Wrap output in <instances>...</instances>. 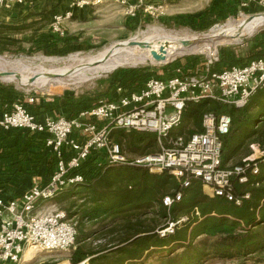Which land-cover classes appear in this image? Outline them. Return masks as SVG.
Wrapping results in <instances>:
<instances>
[{
  "label": "built area",
  "instance_id": "1",
  "mask_svg": "<svg viewBox=\"0 0 264 264\" xmlns=\"http://www.w3.org/2000/svg\"><path fill=\"white\" fill-rule=\"evenodd\" d=\"M32 1L0 0V8L11 11ZM164 1L111 0L122 7L130 19L140 13L157 18ZM224 1L236 2V11L241 17H246L245 11L256 9L261 10L256 15H264V0ZM102 3L103 0H73L67 12L51 17L48 34L64 38L66 24L76 10ZM207 52L201 72L186 74L177 71L179 74L168 78L151 77L139 90L125 91L116 101L100 100L95 107L79 113L74 119L47 116L39 120L19 99L0 109V130L3 133L18 130L45 135V147L56 158L55 171L43 186L34 182L19 199L0 194V264L25 262L24 254L29 249L38 255L66 253L74 247L76 222L68 219L61 210L42 213L43 208H38L68 188L82 184L84 178L78 170L93 154L98 166L127 165L141 167L151 174L168 172L181 181L183 188L189 187L192 179L199 180L208 197L241 205L242 198L235 196L233 184H246L249 174H258L255 160L263 156V151L258 145H251L254 155L221 166L223 138L230 132L232 116L224 112L206 113L202 117L201 132L189 136L173 135V132L181 126L183 112L190 102L197 104L209 100L218 103L222 109H243L264 87V57L243 67L212 72V66L219 61V53L211 48ZM122 92L120 88L116 90L117 95ZM35 101L32 97H25L26 104ZM114 131L154 134L158 151L144 156H128L122 145L113 140ZM248 198L246 194L244 199ZM181 199V193L177 192L172 197H164L162 205L169 210ZM186 220L168 221L156 233L161 238L171 235L176 226ZM78 264H87V260Z\"/></svg>",
  "mask_w": 264,
  "mask_h": 264
},
{
  "label": "trees",
  "instance_id": "2",
  "mask_svg": "<svg viewBox=\"0 0 264 264\" xmlns=\"http://www.w3.org/2000/svg\"><path fill=\"white\" fill-rule=\"evenodd\" d=\"M46 34L43 35L46 41L45 47L50 51H64L74 41L73 38H56ZM4 41L8 43H3ZM4 41L0 39V46L5 47L14 40ZM249 42L240 53L235 50H220L219 61L212 66L211 71L221 72L234 66L243 67L250 61L263 58L264 32L256 33ZM2 51L0 47V53ZM152 74L137 69L118 74L114 76L108 89L94 98L79 100L73 96L62 95L58 97V105L54 102H45L43 109L39 108L36 111V107H40L36 104L33 106L34 110L30 108L29 110L35 111L36 114L63 110L66 119H74L79 113L95 107L100 100L116 101L125 91L139 90ZM118 88L123 92L113 98L112 94L116 93ZM17 95L19 94L13 87L0 84V109L9 107L18 99ZM219 111L220 106L213 101L205 100L197 104L190 102L183 112V119L192 123L197 132H201L203 115L211 112L216 114ZM27 135L29 136L26 138L25 148L34 151L33 157L37 163H45L48 176L53 175L56 161L52 157L44 160L42 154L43 151L46 152L45 136L28 133ZM112 137L115 142L126 144L127 153L139 156L156 153L154 150L157 141L154 134L114 131ZM252 144L259 146L263 156L255 160L258 167L257 175L249 174L246 184L241 185L237 182L233 184L235 196L242 198L240 206H235L222 198L208 197L203 192L199 180L192 179L190 186L183 188L181 181L168 172L151 174L141 167L127 165H116L117 168L114 170H107L105 166H98L96 155L93 154L78 170L84 182L74 186H80L84 191H88L95 203L92 208H87L86 200L80 205L83 207L82 213L79 214L81 224L95 218H100L101 222L114 211L117 214L114 213L116 216L113 219L116 222L119 220L120 223L113 229L106 230L109 236L114 234L107 246L97 245L91 248L87 243L90 234L77 232L74 249L68 259L70 264H78L84 260H87V264H144V259L152 254L163 253L159 251H165L166 254L161 260L162 264H200L208 257L231 260L262 252L264 250V87L240 110V115L232 123L229 134L223 138L221 166L226 167V164L234 159L238 163L248 158L251 154L247 148L250 149ZM239 148L240 150L243 148L244 151L238 158H234L233 154ZM109 172L118 178L115 182L117 184L115 190L110 189L112 182L109 184V178L106 177ZM33 174H38V171ZM27 190L24 187H7L5 184L0 187V194L7 198L19 199ZM177 192L182 195L181 201L173 204L169 210L164 208L162 199L166 196L172 197ZM246 194L249 195L248 199H244ZM117 210L120 211V215ZM154 212L160 214L166 221L165 224L168 221L177 222L181 218L187 220L177 225L173 234L161 238L156 231L164 228L165 224L154 230L152 227L142 228L140 221L141 217ZM67 217L69 219L68 215ZM210 240L213 243L207 247L205 241ZM176 248L182 250L181 253L174 254Z\"/></svg>",
  "mask_w": 264,
  "mask_h": 264
},
{
  "label": "rangeland",
  "instance_id": "3",
  "mask_svg": "<svg viewBox=\"0 0 264 264\" xmlns=\"http://www.w3.org/2000/svg\"><path fill=\"white\" fill-rule=\"evenodd\" d=\"M62 1L63 4L67 0ZM72 1L73 0H69L68 5H70ZM214 2L219 6L224 5L223 7H226L227 5L228 9L226 10V8H224L223 11L221 9L217 12L215 11L216 5H214ZM237 5L236 2H227L224 0H165L163 10L159 13L157 18L141 14L134 20L131 21L128 19V21H125L124 23L123 19L126 18L125 16L115 22L108 19V17H105L104 20H99V22H97V28L92 29L95 25L94 24L88 29L83 27L82 30L80 29V25H74L73 27L69 26L71 20L66 24L65 37L73 38L74 41L64 51H50L45 47L46 41L43 35L48 33V25L51 17L55 15V13L48 16L41 12L33 14L31 18L24 17L21 19H15V21L1 20L0 39L3 41L12 39L14 41L13 43L7 44L5 47L0 46L1 49H3L0 53V72L4 71L7 74H15L19 81L3 82L0 78V84L13 87L16 93L19 94L17 95L18 99L29 110V107L36 105V101L30 105L26 104L25 97H32L35 100L38 99L39 101H42L43 98H57L62 93L65 96L77 97L79 100L80 98H94L99 94H103L108 89L114 76L129 73L136 69L152 72V77L161 79L179 74L177 71L182 73L185 72L186 74L199 73L203 69L204 58L210 48L211 51L215 49L218 53L222 49L235 50L237 53L243 52L246 48V41L256 33L264 32V25L256 30L251 36L241 37L236 43L208 44L202 41L197 44L199 48L197 47L194 50L184 53H177L178 49L182 47L181 43L178 46H175L171 42L164 41L153 50L158 54L159 61L153 62L151 60L150 62H145L144 64L132 67L123 66L107 73L99 74L97 75L98 77L94 76L88 81L58 78L60 79V83L51 82L43 88L22 86L20 82L22 76L33 79L41 77L44 71L49 72L65 68L71 70L75 69L80 65L86 64V61L97 56V54L104 51L106 48H109L112 45H121L134 37L158 38L161 36H170L178 39L196 38L201 41L206 36L211 35L213 31L217 32L226 23L242 18L236 11ZM0 12L1 16H7L4 12ZM220 12H222V14ZM260 12V9H256L245 11L244 13L246 17H253L254 15L257 16L256 14ZM40 14H44L47 17ZM96 16L97 15H95V17ZM99 17L102 18V16ZM3 43H8V41H4ZM207 44L208 46L205 47ZM239 113L234 114L235 119L239 117ZM186 125L188 126L189 131H191L193 124L186 121ZM252 145L256 146L257 144ZM122 146L126 149L125 143H123ZM156 146V150L154 151L157 152L158 144ZM243 151V148L241 150L239 148L238 151L233 154V157L238 158ZM247 151L251 154L250 156L255 154H253L251 147L250 149L248 147ZM127 152L126 149V153ZM127 154L128 156L134 155L132 153ZM235 163L237 162L231 164ZM77 205H80V203H77ZM63 206H67V204H64ZM47 207H49V210L46 209L45 212L54 209L51 207V204ZM58 210L64 211L61 207L58 208ZM140 221H142V228L152 227L154 230L159 229V227L166 222L160 214H157L156 212L146 214L144 217H141ZM81 222L79 216L77 221V232H79V228L82 227V229L85 230L83 231V234H90V240L87 242L90 247H95L92 245L93 243H95L96 246H107L106 244L112 239V236H109L107 233L108 231L102 228L104 227L103 221L100 222L99 220L97 225L96 223L93 225V223L89 222V224L86 225L85 223L81 224ZM85 225L87 227H85ZM205 242L207 247H210L213 243L211 240ZM73 249L74 247L66 253H40L38 255H35V252L30 251L26 255L28 259H24V261L27 262L21 264H69L68 259L73 252ZM181 251L182 250L176 248L174 254H179ZM159 252L163 253L152 254V256L147 258L148 260L144 259V264H162L163 261L161 260L166 257V254L165 251ZM171 256L172 255H170V257ZM200 264H264V250L262 252H257L252 256L231 260L208 257Z\"/></svg>",
  "mask_w": 264,
  "mask_h": 264
},
{
  "label": "crops",
  "instance_id": "4",
  "mask_svg": "<svg viewBox=\"0 0 264 264\" xmlns=\"http://www.w3.org/2000/svg\"><path fill=\"white\" fill-rule=\"evenodd\" d=\"M62 2H63L62 0H33L30 4H27L26 6H23L21 8H15L11 11L0 8V11L4 12L7 15L6 17L4 15L3 16L0 15V21L1 20L15 21V19H21L24 17L31 18L33 14H36V13L38 14L41 12L48 16L54 13L56 14V12L57 14L59 13L62 14V13L67 12L70 9V5H68L69 0H67L63 4ZM214 5H216L215 11L217 12L218 10L220 11L221 9L223 11L224 8H226V10L228 9L227 5L226 7H223L224 5L219 6L216 3ZM98 13H101V14H98ZM220 13L222 14V12ZM141 14L142 13H140L138 16H140ZM95 15L97 16L95 17ZM99 16H102V18H100ZM123 16H125V14H124V10L122 7L112 4L111 0H103V3L100 6L90 7V8L83 9V10H76L74 17L71 19L72 21L69 23V26L73 27L74 25H77V26L80 25L81 27L80 29L82 30L83 27L85 29H88L92 27V25L95 24L94 27L92 28V29H95L97 28L96 26L97 22H99V20L100 21L104 20L105 17H108V19L115 22L117 20L119 21ZM128 19L131 21L134 20V19H130L126 17L123 19V22L125 23V21H128ZM250 40L251 38L246 41L245 47L248 46V44L250 43L249 42ZM62 95L63 94L61 93L58 97ZM116 96L118 95L114 92L112 94V97L114 98ZM58 97L57 98H43L42 101H39L38 99H36V104L40 105V107H36L37 108L36 111L39 108L43 109L45 107L43 103L45 102H50V103L54 102L55 105H58L59 104ZM48 99H53V101H50ZM75 99H77V97ZM80 99H83V98H80ZM84 99H91V98H84ZM29 108L33 109L34 107L31 106ZM238 111L240 112V110H234L233 108L222 109V107L220 106V111L219 113H216V114H220L221 112L229 113L230 115H232L233 122H234L236 120L234 117V114H238L239 113ZM32 113L36 114L35 111H33ZM47 116L54 117V118H57V117L65 118V114L63 110L62 111L56 110L52 112L36 114V117L39 120H43V118ZM197 131L198 130L194 126L191 128V131H189L188 126L186 125V121L183 119L181 126L178 129H176L173 132V134L189 136L193 133H197ZM28 136L29 135H27L26 132L18 131V130H11L6 134L0 132V187L6 184L7 187H11V188L24 187L26 189H29L34 182L38 183L40 186H43L48 181V179L52 176V175L51 176L47 175V168H46L45 163L44 164L37 163L34 160V157H33L34 151L32 149L25 148L24 145L26 143V138ZM45 151L46 152L43 151L42 153L44 156V160H48L49 158L52 157V159L56 161L55 156L46 147H45ZM131 156H139V155L134 154ZM236 161H237L236 159L231 160L226 164V166H229L231 165V163L236 162ZM106 168H108L107 170H114L117 167L115 165V166H106ZM53 169L55 171V167H53ZM37 171H38V174H33L34 172H37ZM109 174L107 173L106 177L109 178V182H108L109 184L110 182H112V184L110 185V189L115 190L117 188V184H115V182H116V179L118 178L116 176L114 177L110 172ZM92 186L94 188V184ZM85 200L87 203L86 205L87 208L94 207L95 203H93L92 196L88 193V191H84L82 187L80 186L70 187L67 190H65V192L55 197L54 200L41 203L38 210L43 208L41 209L42 210L41 212L43 213L45 212L46 209L49 208L47 206L50 204H51V207L54 208L53 210H58V208L61 207L64 210L63 212H65L69 216V219L73 221L76 220V223H77L79 216H80L79 214L82 213V208H83V207H80V205H82ZM115 200L117 201V199ZM119 201L121 200L119 199ZM110 202H113V201L110 200ZM77 203H80V205H77ZM64 204H67V206H63ZM114 213H116V211H114L113 213L110 212V214L106 217V219L103 220L105 230H111L113 229L115 225H118V223H120L119 220H117L116 222L113 219V217H115L117 214V213L116 214ZM119 213L120 211H118V214ZM99 219L100 218H95L89 221V223H93V225H95L96 223L97 225L99 222ZM89 223L86 222L85 224L88 225ZM86 225L85 227H87ZM81 231L83 232L85 230H83L81 227L79 228V233ZM117 233L119 232L117 231ZM88 241L89 239H87V242ZM92 245L96 246L95 243H93ZM27 259L28 257L25 256V260Z\"/></svg>",
  "mask_w": 264,
  "mask_h": 264
},
{
  "label": "bare ground",
  "instance_id": "5",
  "mask_svg": "<svg viewBox=\"0 0 264 264\" xmlns=\"http://www.w3.org/2000/svg\"><path fill=\"white\" fill-rule=\"evenodd\" d=\"M263 25L264 15H257L253 17H242L239 20H232L226 23L217 32L213 31L211 35L206 36L201 41L196 38L178 39L176 37L170 36H161L158 38L134 37L121 45H112L109 48H106L104 51L97 54V56L86 61V64L80 65L75 69L71 70L65 68L49 72L44 71L41 77L33 79L22 76L20 82L22 86H35L38 88H43L51 82L60 83V79L58 78L88 81L94 76L96 77L99 74L107 73L123 66H137L140 64H144L145 62H150L151 60L153 62H156L151 57L150 52L164 41L171 42L175 46H178L181 43L182 47L178 49L177 53H184L194 50L198 47L197 44L202 41L208 44L236 43L243 36H251ZM208 44L205 45V47L208 46ZM0 73V78L3 82L19 81L17 75L15 74H7L4 71ZM30 251L32 250L29 249L25 252L24 259Z\"/></svg>",
  "mask_w": 264,
  "mask_h": 264
},
{
  "label": "water",
  "instance_id": "6",
  "mask_svg": "<svg viewBox=\"0 0 264 264\" xmlns=\"http://www.w3.org/2000/svg\"><path fill=\"white\" fill-rule=\"evenodd\" d=\"M150 55L153 58V60H155V61H159L160 60L159 57L157 56L156 52L151 51ZM48 100L53 101V99H48Z\"/></svg>",
  "mask_w": 264,
  "mask_h": 264
}]
</instances>
